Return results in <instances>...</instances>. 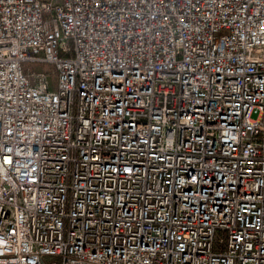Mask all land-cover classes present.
Here are the masks:
<instances>
[{"label":"built area","instance_id":"1","mask_svg":"<svg viewBox=\"0 0 264 264\" xmlns=\"http://www.w3.org/2000/svg\"><path fill=\"white\" fill-rule=\"evenodd\" d=\"M0 264H264V0H0Z\"/></svg>","mask_w":264,"mask_h":264},{"label":"rangeland","instance_id":"2","mask_svg":"<svg viewBox=\"0 0 264 264\" xmlns=\"http://www.w3.org/2000/svg\"><path fill=\"white\" fill-rule=\"evenodd\" d=\"M26 67H28L29 70L32 71H51L52 67L48 64L45 63H38V64H32V63H27L25 64ZM258 115V110H253L251 112V117L255 118Z\"/></svg>","mask_w":264,"mask_h":264}]
</instances>
